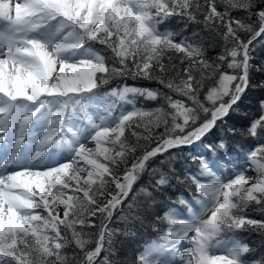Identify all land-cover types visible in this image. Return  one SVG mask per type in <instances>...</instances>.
I'll use <instances>...</instances> for the list:
<instances>
[{"label": "snow or ice", "instance_id": "snow-or-ice-1", "mask_svg": "<svg viewBox=\"0 0 264 264\" xmlns=\"http://www.w3.org/2000/svg\"><path fill=\"white\" fill-rule=\"evenodd\" d=\"M221 3L223 10L217 0H0V264H113L108 255L98 258L115 255L113 237L121 230L109 227L114 213L142 223L157 203L153 190L171 186L170 175L153 166L157 158L182 146L226 149L224 139L205 144L204 138L238 109L253 86V69L264 72L252 63L253 41L264 37V0ZM173 19L180 31L160 30ZM191 25L202 28L185 35ZM201 30L223 42L211 60L198 42ZM90 43L110 50L111 66ZM217 76L218 86L205 89ZM114 78L160 89L125 85L99 97L94 90ZM255 86L264 88V81ZM129 94L162 98L166 107L138 108ZM109 97L132 108L117 109ZM94 106L102 111L91 113ZM227 132L259 143L223 173L215 161L194 155L200 172L189 173L191 199L179 200L187 215L165 212L164 235L132 264H175L177 254L183 264H264V220L243 214L251 202L264 212V100L246 131ZM52 150L67 157L53 159ZM250 170L255 177L246 176ZM146 174L149 186H141ZM225 232L256 233L262 247L218 240ZM182 241L189 244L183 252Z\"/></svg>", "mask_w": 264, "mask_h": 264}, {"label": "trees", "instance_id": "trees-1", "mask_svg": "<svg viewBox=\"0 0 264 264\" xmlns=\"http://www.w3.org/2000/svg\"><path fill=\"white\" fill-rule=\"evenodd\" d=\"M218 6L221 10H223V4L221 0H217ZM233 16L243 18V13L239 11H233ZM160 30H169L173 32H178L181 29V25L175 23V20L169 21L166 25L159 26ZM200 25H191L189 31L185 32V35H191V30L201 29ZM200 36L204 39L198 41L202 43L205 48L206 56L211 60L220 54L222 51L223 42L219 39L217 40H209L208 33L206 31L201 30ZM242 38L245 40L248 38V34L241 32ZM92 48L105 56L108 64L112 65V54L110 50L106 49L104 46L90 43ZM253 61L254 65H264V37H257L255 41H253ZM118 66V65H117ZM223 70L227 73H231V69L227 68L225 64L223 66ZM218 76L213 77L211 80L206 81L205 89L208 87L218 86ZM252 85L250 86L245 93L242 95L241 100L238 102L239 107L236 111H231L229 116L227 117V123L221 125L220 128L215 129L211 134H209L204 141L209 143H218L220 139H224L226 143V149H218L217 153L214 154L211 151H207V155L209 154L210 159L221 160L222 168L220 169L221 173L224 172L225 169L231 170L234 164L240 162L241 158H246V151L249 148H254L258 145V141L255 137L250 135L240 136L236 134L235 136L232 133L227 132V129L236 126L238 129H243L246 131L248 125H250L253 119L258 118L260 114V102L264 100V88L255 86L259 84V82L264 81V72H256L254 69L251 73ZM133 86V87H141V88H150V89H160V86L155 82H149L146 80H133L130 78H114L108 84L101 85L98 89L94 91L97 92L99 97H104L106 93L110 92L113 88H119L121 86ZM161 91H167L163 89ZM175 99H180L182 101L185 100L184 97L177 96L176 94H172ZM110 101H115L117 109L128 110V106L130 103L121 102L118 103L116 101V97H109ZM203 99V95L201 97ZM127 100L132 101L138 108L145 109H154L164 105L166 107V102L162 98H158L157 100H148L141 96H133L130 95ZM190 103V102H188ZM95 110L102 111V109L95 107ZM130 109L132 108V104H130ZM159 131H163V127L159 129ZM131 142L135 143V137L129 136ZM244 145V150L241 149V145ZM171 151V150H170ZM227 153V154H226ZM186 151L184 148L173 151L171 155L165 154L164 157L157 158L154 167L162 170L163 172L170 175L171 186L166 187V190L163 192H155L154 195L156 197L157 203L153 206V210H150L144 215L143 222L136 221L134 224H128L126 221L121 219L124 213H121L117 210L114 213L113 220L109 224V227L112 229H120L114 237V246H115V255L111 252H102L101 256L98 258L100 260L103 259L105 255H108L110 259L113 260V264H132V261L135 260L137 254L142 252L143 249L160 239L162 235H164L168 225L167 222L162 219L165 212L169 211L170 208H175L177 212L181 215H187V208L184 205L179 203L181 198L191 199V181L189 179V173H194L193 168H198L199 163L198 160L195 163L191 164L190 161L184 159V155ZM174 158H173V157ZM239 158V160L237 159ZM160 159H164V164L160 165ZM102 163H107L101 158ZM123 167V166H121ZM150 176L145 175L142 177L140 181L141 186H149ZM137 192L139 188L137 187ZM140 200H143V197H139ZM259 206L255 204V202H251L247 209L244 210V215L248 218L264 220V212L258 210ZM125 213L128 212V209L125 207ZM161 217V219H157V217ZM99 223V221H96ZM155 226V227H154ZM87 232H96L97 229H85ZM124 231H129V233H135V235L129 234L124 235ZM219 238H224L227 241L232 239H238L241 242L249 243L253 248L261 249L260 238L256 235V233L250 232H225L220 235ZM95 237L93 238V243L89 245L90 248L95 246ZM65 252H71L72 249L68 248L64 250Z\"/></svg>", "mask_w": 264, "mask_h": 264}, {"label": "rangeland", "instance_id": "rangeland-1", "mask_svg": "<svg viewBox=\"0 0 264 264\" xmlns=\"http://www.w3.org/2000/svg\"><path fill=\"white\" fill-rule=\"evenodd\" d=\"M21 2H23V0H21ZM88 147H90V148H95V143L94 142H90L88 145H87ZM196 147V146H195ZM53 152H54V150H53ZM67 157V153L66 152H63L61 155H60V159H65ZM244 161H242L241 163H243ZM217 167L218 166H220V162H218L217 164ZM218 168H220V167H218ZM254 172V171H253ZM251 170L249 171V172H247L246 173V176H250V177H253V173ZM201 179L202 180H207V177H201ZM248 185H246L245 187H247ZM39 211V210H38ZM45 215H47L46 213H44ZM62 214V213H61ZM206 215V214H205ZM160 241V240H159ZM159 241H156V242H159ZM183 244V245H182ZM182 244H181V246H180V251L183 249V250H185L188 246H189V244H188V242L187 241H182ZM183 246V247H182ZM185 246V247H184ZM216 251H218V252H221V251H223V249L222 248H218V249H216ZM183 252V251H182ZM175 258H181V256L179 255V254H177L176 256H175ZM177 261V260H176ZM179 264V263H178Z\"/></svg>", "mask_w": 264, "mask_h": 264}, {"label": "bare ground", "instance_id": "bare-ground-1", "mask_svg": "<svg viewBox=\"0 0 264 264\" xmlns=\"http://www.w3.org/2000/svg\"><path fill=\"white\" fill-rule=\"evenodd\" d=\"M20 1H21V0H20ZM252 172H253V171H252ZM253 173H254V174H253V177H255V176H256V172L254 171ZM210 214H211V213L208 212V213L204 216V218L207 219L208 216H210ZM182 245H183V244H182ZM184 247H185V246H184ZM181 252H182V251H181ZM176 259H177V258H176ZM178 263H179V262L175 260V264H178Z\"/></svg>", "mask_w": 264, "mask_h": 264}]
</instances>
